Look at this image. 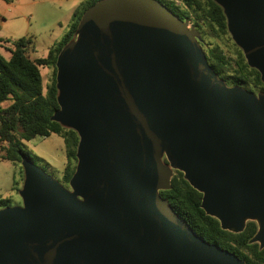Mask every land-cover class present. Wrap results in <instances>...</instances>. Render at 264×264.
Instances as JSON below:
<instances>
[{
  "label": "water",
  "instance_id": "1",
  "mask_svg": "<svg viewBox=\"0 0 264 264\" xmlns=\"http://www.w3.org/2000/svg\"><path fill=\"white\" fill-rule=\"evenodd\" d=\"M264 83V0H212ZM200 34L158 0H98L55 61L51 119L78 135L68 187L21 155L0 264H246L159 191L182 172L223 230L264 247V92L228 86Z\"/></svg>",
  "mask_w": 264,
  "mask_h": 264
},
{
  "label": "trees",
  "instance_id": "2",
  "mask_svg": "<svg viewBox=\"0 0 264 264\" xmlns=\"http://www.w3.org/2000/svg\"><path fill=\"white\" fill-rule=\"evenodd\" d=\"M97 1L88 0L80 9L75 10L67 31L50 45L45 57H29L28 51L33 45L30 36L12 40L0 39L9 52L7 58L0 53V158L20 168L21 175L18 178L14 176L12 180V189L15 191H18L23 178L21 155L30 158L23 141L34 136L45 137L51 134L62 139L64 162L60 183L68 187L76 164L78 135L73 129L50 118L58 109L55 61L61 48L72 39L82 13ZM158 1L180 19H187L199 32V44L208 64L228 86L264 92V83L259 72L247 64L241 49L231 40L219 5L212 0ZM212 37L223 40L230 50H224ZM39 67L51 69V78L45 87L42 86ZM4 101L9 102L2 105ZM159 193L203 239L229 250L246 264H264V247L260 249L258 243L248 242L256 231L255 222L248 221L238 233L221 229L218 220L207 215L200 207L201 193L189 185L182 172L175 170L170 180V188L160 190ZM8 205H11L10 199L0 196V208Z\"/></svg>",
  "mask_w": 264,
  "mask_h": 264
},
{
  "label": "rangeland",
  "instance_id": "3",
  "mask_svg": "<svg viewBox=\"0 0 264 264\" xmlns=\"http://www.w3.org/2000/svg\"><path fill=\"white\" fill-rule=\"evenodd\" d=\"M86 1L88 0H37L29 3V0H0V14L3 18L0 19V39L12 40L30 36L33 45L29 48V57L31 59L45 57L50 45L67 31L75 10L80 9ZM211 39L219 43L224 50H230L223 40L213 37ZM5 45L8 46V43ZM3 46L4 44L0 42V53L7 58L9 52ZM39 71L42 86L45 87L50 81L51 69L39 67ZM8 102L4 101L2 105ZM23 143L32 162L60 182L64 162L62 139L51 134L45 137L34 136ZM20 175L19 166L15 168L10 161L0 160V196L8 197L11 205L20 204L17 191L9 189L13 177L18 178ZM20 186L21 181L19 188Z\"/></svg>",
  "mask_w": 264,
  "mask_h": 264
},
{
  "label": "crops",
  "instance_id": "4",
  "mask_svg": "<svg viewBox=\"0 0 264 264\" xmlns=\"http://www.w3.org/2000/svg\"><path fill=\"white\" fill-rule=\"evenodd\" d=\"M35 1H37V0H29V3H33V2H35ZM27 2H28V1H27ZM0 19H3L2 16H1V14H0ZM0 160H4V159H1V158H0ZM11 164H12V163H11ZM12 166H14V165L12 164ZM14 167H15V166H14ZM15 168H16V167H15ZM12 184H13V183H12V181H11V186H9V189H11V190H13V189H12Z\"/></svg>",
  "mask_w": 264,
  "mask_h": 264
}]
</instances>
